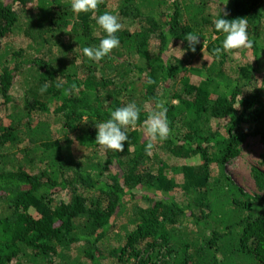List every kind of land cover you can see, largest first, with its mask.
Segmentation results:
<instances>
[{
  "label": "trees",
  "instance_id": "obj_1",
  "mask_svg": "<svg viewBox=\"0 0 264 264\" xmlns=\"http://www.w3.org/2000/svg\"><path fill=\"white\" fill-rule=\"evenodd\" d=\"M116 1L93 14L0 0V264H264V196L225 172L247 140L264 147V0ZM105 12L120 45L96 62L83 48L106 36ZM217 18L247 19L254 47L217 58ZM158 99L171 133L149 156L143 121ZM131 102L125 150L96 144V125Z\"/></svg>",
  "mask_w": 264,
  "mask_h": 264
},
{
  "label": "clouds",
  "instance_id": "obj_2",
  "mask_svg": "<svg viewBox=\"0 0 264 264\" xmlns=\"http://www.w3.org/2000/svg\"><path fill=\"white\" fill-rule=\"evenodd\" d=\"M103 0H71V8L74 13L92 12L95 14L99 4ZM97 24L106 33V36L100 41L96 47H84L83 54L89 59L96 62L101 61L108 56L115 48L120 45V40L116 33L121 30L122 24L118 16L105 12L97 18ZM215 30L223 32L225 39L222 41V46L213 49V54L219 58L222 53H232L239 49H252L254 41L248 36V22L245 18H237L233 20L217 18L213 21ZM215 39V37H213ZM185 40L188 42L192 52L196 51V45L199 44L200 36L193 32H188L185 35ZM204 47V41H203ZM76 63V62H75ZM149 84H154L155 81L148 80ZM57 88H62V83L56 84ZM48 84L45 83L41 91H47ZM75 83L70 88H65L63 94L69 96L76 91ZM166 101L158 99L155 102L154 108L148 112L147 118L143 121V129L148 143L145 146V153L152 155L155 143L168 139L171 129L167 117ZM141 108L135 102L128 103L126 106L116 108L111 111L110 118L96 125L98 132L95 143L114 152H123L124 142H127V130L129 127L135 129L137 122L140 119Z\"/></svg>",
  "mask_w": 264,
  "mask_h": 264
},
{
  "label": "rangeland",
  "instance_id": "obj_3",
  "mask_svg": "<svg viewBox=\"0 0 264 264\" xmlns=\"http://www.w3.org/2000/svg\"><path fill=\"white\" fill-rule=\"evenodd\" d=\"M107 1V9L113 10L117 8L118 1L116 0H106ZM26 41H29L26 38ZM25 36L17 35L11 43L15 47H24L26 46ZM23 88L19 85L16 86V93L15 98L16 102L19 100L18 104L21 102L20 93H22ZM53 122V120H52ZM143 138H147L145 132L143 131ZM73 154L76 157H81L84 153L82 148L73 140ZM264 151V147L261 145L258 139H249L247 142L242 146L240 155L236 158L231 160L227 165L225 172L233 179V181L239 185L245 192L257 196L261 195L264 196V186H261L255 181V178L252 175L253 168H258L262 172H264V164L262 163V152ZM85 154V153H84ZM180 164L183 162L180 161ZM177 165V163H174ZM179 183L183 182L181 176L177 177ZM61 198H64L61 196ZM66 198V197H65ZM70 254V253H69Z\"/></svg>",
  "mask_w": 264,
  "mask_h": 264
}]
</instances>
